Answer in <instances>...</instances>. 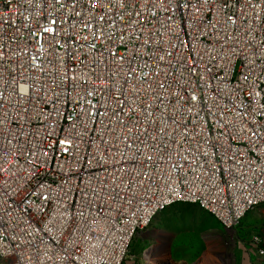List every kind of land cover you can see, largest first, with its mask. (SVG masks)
Returning a JSON list of instances; mask_svg holds the SVG:
<instances>
[{"label": "built area", "instance_id": "built-area-1", "mask_svg": "<svg viewBox=\"0 0 264 264\" xmlns=\"http://www.w3.org/2000/svg\"><path fill=\"white\" fill-rule=\"evenodd\" d=\"M177 203H264V0H0L1 264H123Z\"/></svg>", "mask_w": 264, "mask_h": 264}, {"label": "rangeland", "instance_id": "rangeland-1", "mask_svg": "<svg viewBox=\"0 0 264 264\" xmlns=\"http://www.w3.org/2000/svg\"><path fill=\"white\" fill-rule=\"evenodd\" d=\"M160 229L169 232L164 233L163 241L158 238ZM254 237L264 244V203L233 231L225 230L198 205L177 203L138 232L123 264H244L245 251ZM250 260L255 264L264 258L251 256Z\"/></svg>", "mask_w": 264, "mask_h": 264}, {"label": "crops", "instance_id": "crops-1", "mask_svg": "<svg viewBox=\"0 0 264 264\" xmlns=\"http://www.w3.org/2000/svg\"><path fill=\"white\" fill-rule=\"evenodd\" d=\"M167 210H168V209H167ZM164 212H165V211H164ZM161 214H162V213H161ZM158 216H159V215H158ZM158 216H157V217H158ZM158 231H162V232H160V234H159V236H158L159 240H160V239H164V237H165V234H164V233L168 232V231H166V229H160V230H158ZM163 231H165V232H163ZM232 231H233V230H232ZM168 233H169V232H168ZM168 235H169V234H168ZM160 241H163V240H160ZM261 248L264 249V244H263V243H262V245H261ZM245 254L247 255V258H246V261H244V264H250V262L252 261V260H250V257H251V256H258L259 258H264V254H263V255H260L256 249H254V248H252V247L250 246V244L248 245V247H247V251H245ZM252 262H254V261H252ZM204 264H217V263H215L214 261H213L212 263H210L209 261H205ZM218 264H220V263H218ZM255 264H264V260L260 261L259 263L257 262V263H255Z\"/></svg>", "mask_w": 264, "mask_h": 264}, {"label": "snow or ice", "instance_id": "snow-or-ice-1", "mask_svg": "<svg viewBox=\"0 0 264 264\" xmlns=\"http://www.w3.org/2000/svg\"><path fill=\"white\" fill-rule=\"evenodd\" d=\"M46 31H49V32H51V31H52V29H51V28H49V29H46ZM192 99H193V100H195V99H196V97H195V96H193V97H192ZM61 143H66V142H65V141H62Z\"/></svg>", "mask_w": 264, "mask_h": 264}]
</instances>
